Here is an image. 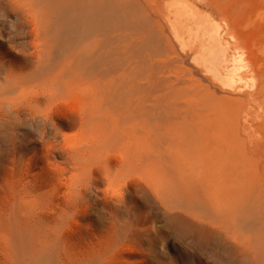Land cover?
Masks as SVG:
<instances>
[{
	"label": "bare ground",
	"instance_id": "bare-ground-1",
	"mask_svg": "<svg viewBox=\"0 0 264 264\" xmlns=\"http://www.w3.org/2000/svg\"><path fill=\"white\" fill-rule=\"evenodd\" d=\"M4 1L14 30L28 27L32 51L24 65L0 60V128L26 126L62 162L6 174L0 264L61 263V237L50 230L63 227L62 181L85 172L145 184L213 247L219 240L227 263L264 264V53L233 31L228 1L207 4L224 15L230 51L222 57V36L203 24L211 16L185 15L186 0L183 10L177 0ZM160 17L188 53L175 51ZM63 125L77 135L49 139Z\"/></svg>",
	"mask_w": 264,
	"mask_h": 264
},
{
	"label": "rangeland",
	"instance_id": "rangeland-1",
	"mask_svg": "<svg viewBox=\"0 0 264 264\" xmlns=\"http://www.w3.org/2000/svg\"><path fill=\"white\" fill-rule=\"evenodd\" d=\"M181 1L177 0L175 5L183 10ZM186 1L187 7L182 11L186 13L185 15L196 10H203L211 16H208L203 24L210 29V36L214 37L216 34L222 36V39L217 38L220 46L218 56L222 57L229 52L230 46L222 32L224 15L221 14V16L217 11L207 8L209 0ZM234 1V7L232 0H223V2L219 0L221 4L217 0L215 2L220 8L226 3L228 8L225 5L227 8L225 10H228L227 14L230 15L227 19L232 25L234 23L233 31L241 37V41L254 45L253 50L259 49L256 52L262 55L264 33H261L260 29H264V0ZM6 7L7 3L0 0V60L14 65H24L29 60L26 55L28 56L32 51L28 43L30 41V36L27 34L28 27L21 26L20 30L19 28L14 30V26L19 21ZM232 13L235 15L233 16ZM245 13L250 28L244 23L245 19L247 20ZM238 17H241V20L237 19ZM236 19L238 22L235 21ZM160 21L163 27L165 24L161 17L158 18L159 23ZM238 24L246 26L239 27ZM166 29L163 27L175 51L182 56L188 53L182 50ZM244 50L247 52L248 49ZM245 52L244 56L248 62L250 53ZM189 62L193 64L191 57L185 61L184 67L187 65L191 68L193 65ZM200 75L196 78H201ZM202 82L209 84L206 80ZM29 91V88L24 90L25 93ZM65 121L64 118L63 123L69 124ZM27 129L23 126L14 134L9 129L0 128V184L6 174L24 167L26 163L30 164L33 172H40L41 167H47L50 164L53 167L54 163L62 162V159L54 157V152L48 149L46 139ZM62 134L73 138L75 134L77 135V129H67L63 125L60 126L59 133H52L48 137L53 140L50 137L55 136L58 142L61 141ZM63 166L67 167L65 164ZM123 179L116 175L107 177L102 173L65 174L62 181L64 183L62 195L66 201L61 216L63 227L60 225L57 229L50 230L51 239L56 235L61 237L60 264H229L225 261L226 254L219 248L220 241L217 239L218 242H215L219 244L213 247L214 240H209L206 231L195 226L187 214L165 209L145 184H136L134 188L129 183L125 184ZM51 189L52 186L49 185V193ZM210 242L212 244H209Z\"/></svg>",
	"mask_w": 264,
	"mask_h": 264
}]
</instances>
